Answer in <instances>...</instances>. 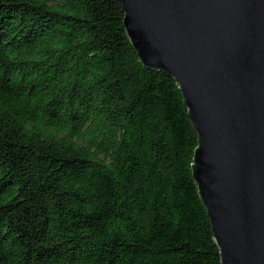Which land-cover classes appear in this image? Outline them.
<instances>
[{"label": "trees", "instance_id": "trees-1", "mask_svg": "<svg viewBox=\"0 0 264 264\" xmlns=\"http://www.w3.org/2000/svg\"><path fill=\"white\" fill-rule=\"evenodd\" d=\"M118 0H0V264H221L177 82Z\"/></svg>", "mask_w": 264, "mask_h": 264}, {"label": "water", "instance_id": "water-1", "mask_svg": "<svg viewBox=\"0 0 264 264\" xmlns=\"http://www.w3.org/2000/svg\"><path fill=\"white\" fill-rule=\"evenodd\" d=\"M142 64L178 84L221 264H264V0H118Z\"/></svg>", "mask_w": 264, "mask_h": 264}]
</instances>
